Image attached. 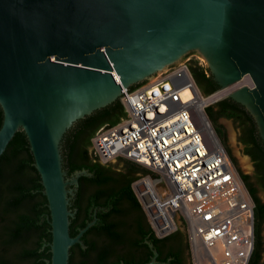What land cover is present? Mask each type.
I'll use <instances>...</instances> for the list:
<instances>
[{
	"label": "water",
	"instance_id": "obj_1",
	"mask_svg": "<svg viewBox=\"0 0 264 264\" xmlns=\"http://www.w3.org/2000/svg\"><path fill=\"white\" fill-rule=\"evenodd\" d=\"M193 51L264 143V0H0V156L22 130L49 210L46 264H67L93 223L70 236L67 186L87 173L65 178L64 133Z\"/></svg>",
	"mask_w": 264,
	"mask_h": 264
},
{
	"label": "built area",
	"instance_id": "obj_2",
	"mask_svg": "<svg viewBox=\"0 0 264 264\" xmlns=\"http://www.w3.org/2000/svg\"><path fill=\"white\" fill-rule=\"evenodd\" d=\"M190 59L151 83L122 88L124 117L99 127L90 147L102 164L123 160L139 168L131 189L157 238L182 226L190 264H219L217 248L237 228L225 201L236 195L234 175L241 179L205 112L222 97L200 92ZM250 223L253 243L252 207Z\"/></svg>",
	"mask_w": 264,
	"mask_h": 264
},
{
	"label": "trees",
	"instance_id": "obj_3",
	"mask_svg": "<svg viewBox=\"0 0 264 264\" xmlns=\"http://www.w3.org/2000/svg\"><path fill=\"white\" fill-rule=\"evenodd\" d=\"M189 69L196 85L204 95L219 88L207 67L199 66L194 62L190 64ZM205 111L211 120L224 117L239 125L247 126L249 139L254 144V153L260 163L259 168L254 170L255 176L259 179V186L264 189V143L249 112L230 97H224L215 104L207 106ZM124 115V108L118 98L77 120L64 133L61 140L62 168L73 172L81 168L92 170L93 167H96L97 165L93 163L85 165L83 162H78L81 159L79 157L74 158L76 150L81 147V149L83 148L82 152L86 154L85 147L91 145V137L94 132L102 125L116 123ZM2 118L3 114L0 107V126ZM216 133L218 136L220 135L219 130H216ZM239 141L241 142L240 137ZM227 152L229 154L228 150ZM244 153L249 155L247 150H244ZM77 155L79 156V154ZM229 156L235 164L233 157ZM251 160L254 167L258 165L253 157ZM33 162L27 137L22 130H18L0 156V247L4 250L9 245L17 244L18 238L26 239L33 235V245L21 247L17 253V258L25 261L26 264H46L50 258L48 246L51 240L49 210L40 177ZM126 165L127 169L125 170L130 175L121 192L128 195L133 203L140 207L131 189V182L134 178L131 176L128 162ZM134 167L133 170H139L137 166L134 165ZM236 170L254 203V248L247 264H264V260L260 262L261 242L259 236L260 224L264 223V201H261L257 196L255 185L248 181L249 176L243 174L238 168ZM175 232L181 231L178 229ZM43 243L47 244L41 250ZM0 264L13 263L9 258L0 256Z\"/></svg>",
	"mask_w": 264,
	"mask_h": 264
},
{
	"label": "flooded vegetation",
	"instance_id": "obj_4",
	"mask_svg": "<svg viewBox=\"0 0 264 264\" xmlns=\"http://www.w3.org/2000/svg\"><path fill=\"white\" fill-rule=\"evenodd\" d=\"M239 137L249 158L253 157L258 162L254 167L251 160L253 170L258 169L260 163L246 125H240ZM85 149L86 154L82 152L83 148H78L74 158L79 157L81 161H77L85 165L93 163L97 166L93 171L86 168L76 170H85L87 174L78 177L76 186L68 185L73 189L68 206L73 212L69 219L70 236H76L87 223H93L82 233L80 242L70 246L67 264H148L152 260V264H190L184 234L173 232L157 238L141 207L121 192L130 173L123 167L102 164L88 147ZM64 170L66 179L75 172Z\"/></svg>",
	"mask_w": 264,
	"mask_h": 264
},
{
	"label": "rangeland",
	"instance_id": "obj_5",
	"mask_svg": "<svg viewBox=\"0 0 264 264\" xmlns=\"http://www.w3.org/2000/svg\"><path fill=\"white\" fill-rule=\"evenodd\" d=\"M187 57L191 58L190 59L191 60L190 64H193L194 62H196L197 65H198V62L200 61V59H198V58L203 59L197 52H195V51L189 52L186 55H184L178 62L164 67L161 71H159L156 74H154V76H152L151 78H146L143 81H141V82H139L137 84H134L132 86H140V85L149 83V81L151 79H154V78L158 77L160 74L165 72V70L167 68L176 66L179 62H182ZM196 57H198V58H196ZM203 61H204V59H203ZM203 64H204L203 67H207L205 61H204ZM216 91H218V89L215 90L214 92H216ZM214 92H212V93H214ZM212 93H210V94H212ZM210 94H207V95H210ZM220 99H222V98H220ZM220 99H218V100H220ZM217 101H215V102H217ZM215 102H213V103H211L209 105H213V104H215ZM206 115H207V113H206ZM207 118L210 121L212 129L214 130L215 134L219 138V140L222 143L223 147L225 148L226 151L227 150L229 151V154L227 152L228 156L231 155L233 157L235 164L232 162V160H231V162L233 163L235 169L238 168L243 174H246V175L249 176L248 181L255 185V188L257 190L256 191L257 196L260 198L261 201H264V189H262L259 186V184H258L259 180H257V178L255 176V171L253 170V165H252L251 159L249 158V156L247 154L244 153V149L242 147V144L239 141L240 125L238 123L232 121L231 119H227V118H224V117H218V118H215L214 120H211V119H209V117L207 115ZM216 130H219V133H220L219 136L216 133ZM88 150L91 153V147L90 146L88 147ZM229 158H230V156H229ZM242 159H244L246 161L245 164L242 163ZM126 163H127V161L119 160V161L112 162L111 166L114 167V168L123 167L124 170H125V169H127L126 168L127 167ZM128 165L130 166V169H131V176L135 179V177H137L139 171L138 170L136 171V170L132 169V168H135L134 165H132V163L128 162ZM73 176H74V174L68 180H71V178ZM251 201H252V199H251ZM252 205H253L252 206V210H253V208H254L253 201H252ZM252 228H253V230H252V233H253L252 250H253V248H254V239H255L254 238V216H253V226H252ZM180 231L184 234V236L186 238L185 228L181 226ZM259 236H260V242H261L260 262H262L264 260V223L260 224ZM33 240H34V236L32 235L30 237H27L26 239H20L17 244L9 245L4 250L0 247V256H2L4 258H9L12 261L13 264H26L25 261H22L21 259L17 258V253H18V251H19V249L21 247H28V246L32 245ZM250 254H249V256H250ZM248 260H249V257H248ZM248 260H247V262H248Z\"/></svg>",
	"mask_w": 264,
	"mask_h": 264
},
{
	"label": "bare ground",
	"instance_id": "obj_6",
	"mask_svg": "<svg viewBox=\"0 0 264 264\" xmlns=\"http://www.w3.org/2000/svg\"><path fill=\"white\" fill-rule=\"evenodd\" d=\"M156 78L151 79L149 83L153 82ZM221 97L220 92L211 97L212 100ZM242 163L245 164L246 161L242 159ZM235 186V197L231 200L225 201L226 214L232 217V221L237 220V228L234 232L230 233L225 239H223L218 248L217 256L218 263L220 264H246L249 252L252 246V235H251V198L239 180L236 177ZM229 189L230 191L232 190ZM233 228V227H232ZM239 231V232H238ZM238 234H235V233Z\"/></svg>",
	"mask_w": 264,
	"mask_h": 264
}]
</instances>
